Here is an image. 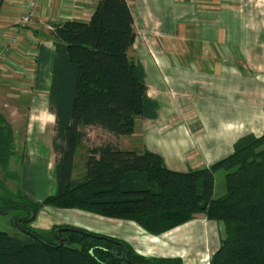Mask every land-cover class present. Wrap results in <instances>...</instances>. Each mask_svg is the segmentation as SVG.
<instances>
[{"label":"trees","instance_id":"16d2710c","mask_svg":"<svg viewBox=\"0 0 264 264\" xmlns=\"http://www.w3.org/2000/svg\"><path fill=\"white\" fill-rule=\"evenodd\" d=\"M50 37L47 108L54 116L56 190L37 201L20 187L9 190L0 178L4 207L25 209V219L43 207L78 209L134 222L151 235L201 215L219 226L209 264H264V133L242 135L227 156L187 171L169 169L145 147L124 149L112 141L85 147L87 127L129 136L137 120L156 116L144 70L130 56L136 37L130 6L97 0L88 21L53 24ZM80 149L85 153L75 174ZM14 153L12 131L0 114V169L19 182L8 169ZM218 171L225 192L214 197ZM31 221L19 222L16 234L0 230V264H183L180 257L144 256L116 237L69 225L37 229Z\"/></svg>","mask_w":264,"mask_h":264},{"label":"crops","instance_id":"0c3cea01","mask_svg":"<svg viewBox=\"0 0 264 264\" xmlns=\"http://www.w3.org/2000/svg\"><path fill=\"white\" fill-rule=\"evenodd\" d=\"M127 2L136 32L131 50L139 37L137 26H157L164 41L166 38L177 40L185 43V48L162 50L154 44L151 53H137L147 94L157 103L156 116L137 120L131 135L120 136L131 137L138 132L137 146L119 147L135 150L145 147L160 154L169 169L187 171L209 166L227 156L242 135L264 133V0ZM96 3L97 0H3L1 3V66L17 73L10 68L14 58L11 54L22 51L29 55L27 63L33 64L34 72L31 75L33 92L25 104L23 153H14L8 162V168L16 173L23 169L27 145L33 149L30 144L33 133L37 142L46 133L41 119L53 115L47 108L54 52L50 37L52 25L65 20L88 21ZM25 11L31 15L28 23L21 26L19 20ZM6 58L12 60L7 63L8 67ZM51 138L52 132L42 144L46 147V170L55 185ZM36 146L33 144L38 153ZM78 158L79 153L76 163ZM22 189L34 200L45 197L35 199L32 190ZM206 220L199 215L165 233L151 235L131 221L78 209L43 207L29 225L43 230L55 225L84 228L122 239L144 256L183 258L181 249L189 248L190 238ZM103 225L109 226L107 230ZM120 225L132 232L119 231Z\"/></svg>","mask_w":264,"mask_h":264},{"label":"rangeland","instance_id":"374dc122","mask_svg":"<svg viewBox=\"0 0 264 264\" xmlns=\"http://www.w3.org/2000/svg\"><path fill=\"white\" fill-rule=\"evenodd\" d=\"M136 28L139 37L137 39V42L135 43V47L130 51V56L136 62H138V58L136 57L137 53L143 51L151 53V49L153 48L152 45L154 44L156 45V47L162 50L168 48H185V43H181L180 41H171L167 38L166 41H164L165 37H163V35L159 33L157 26H137ZM1 65L2 63L0 62V114L3 116L12 131L15 153L21 155L24 148L26 127L25 118L27 115L25 104L27 103L26 101L29 100L31 93L33 92V88L31 85V75H34V72L32 74L28 73L27 77H29L30 79H27L26 76H21V74L23 75V73H14L9 69L3 68ZM42 70L43 69L41 68V72ZM41 122H43L46 126V133L42 135V139L41 141L39 139V142H37V140L35 141V133H33L32 141L30 142L33 149H29L28 145L25 149V152L23 154V169L21 172L19 171L20 173H17L19 175V182H17L16 179L12 177L4 176L3 172L0 169V178L3 179L5 186L9 190L15 191L19 187H24L26 190H32L35 199H42L44 196L50 193H54L56 190V185H53L54 183H52V179L48 174L49 172L46 170V147L44 144H42L45 139L49 138V133L52 132L53 134L54 116L48 115L45 117V119H41ZM86 134L87 137L84 141L85 147L97 145L105 141H112L123 147L137 146V144H139L138 142H140V136L138 135V132L135 136L131 137H115L98 127H87ZM33 144L38 145L36 146V151H38V153H35ZM83 153H85V149H80L79 155L81 156L83 155ZM52 165L53 163L51 164V169ZM16 166H18V161H16ZM80 171V159L78 158L75 174H78V172ZM224 192V172L218 171L215 173L214 197H219L224 194ZM2 196L3 192L0 191V209L5 208V201L1 198ZM26 216L27 211L23 208H10L4 213H0V230L5 231L9 234L19 233V227L15 222H23ZM103 226L106 228V230L109 227L108 225ZM200 227L201 228L198 229V232L194 233V235L192 236L193 238H190L192 240L189 242V248H185L184 250L181 249V252L183 254V258H181L183 264H209L211 254L217 249L219 245V226L217 222H209L206 220L201 223ZM118 228H120L119 231L123 233L132 232V229L128 227H123L120 225ZM108 233L109 232H107V234Z\"/></svg>","mask_w":264,"mask_h":264},{"label":"built area","instance_id":"2783aa9c","mask_svg":"<svg viewBox=\"0 0 264 264\" xmlns=\"http://www.w3.org/2000/svg\"><path fill=\"white\" fill-rule=\"evenodd\" d=\"M30 15H31V12H29V11L28 12L25 11L22 13V16L19 20V23L21 26H24L26 23H28ZM11 55L14 57V58L11 57L13 59V66H16V68L13 66L12 67L10 66L12 69H14L16 72H21L24 75H27L28 73L29 74L33 73V64L28 65V63H27L29 55H26L22 51L16 52V53L11 54ZM2 56L3 55H1V57ZM5 61H6L7 67H8L7 63H9V62L12 63V60H10L9 58L8 59L6 58Z\"/></svg>","mask_w":264,"mask_h":264},{"label":"water","instance_id":"95a60500","mask_svg":"<svg viewBox=\"0 0 264 264\" xmlns=\"http://www.w3.org/2000/svg\"><path fill=\"white\" fill-rule=\"evenodd\" d=\"M2 1L3 0H0V7H1V3H2ZM15 207V205H13V206H10V207H7V208H5V209H0V213H4V212H6L8 209H10V208H14ZM34 218V213L31 211V215H30V217H28L27 219H24L23 221H31L32 219ZM16 223V225L19 227V225H18V222H15ZM23 229V228H22ZM23 230H25V229H23ZM58 230H60V228H58V229H56L55 231H54V234L56 235V233H57V231ZM123 257L125 256V247L123 246Z\"/></svg>","mask_w":264,"mask_h":264}]
</instances>
